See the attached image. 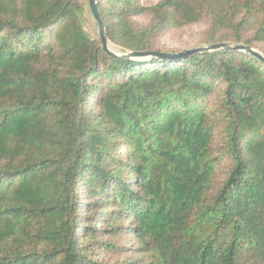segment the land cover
<instances>
[{"label": "trees", "instance_id": "trees-1", "mask_svg": "<svg viewBox=\"0 0 264 264\" xmlns=\"http://www.w3.org/2000/svg\"><path fill=\"white\" fill-rule=\"evenodd\" d=\"M96 10L121 53L199 25L264 56V0ZM82 13L0 0V264H264V63L114 58Z\"/></svg>", "mask_w": 264, "mask_h": 264}, {"label": "water", "instance_id": "water-1", "mask_svg": "<svg viewBox=\"0 0 264 264\" xmlns=\"http://www.w3.org/2000/svg\"><path fill=\"white\" fill-rule=\"evenodd\" d=\"M87 2H88L90 13L96 25L97 37L100 42L101 50L111 57L118 58V59H128V60H145V59H151V58L177 59V58H184V57H187L188 55L195 54V53L199 54V53H210V52H215V51H223V52L236 51V52L246 53L254 57L255 59L259 60L260 62L264 63V56H262L256 50L248 46L230 45L227 43L200 46L197 48L179 52L178 54H175V55H165L162 53H148V52L146 53H139V52L117 53L112 49V47L110 46L107 40V36H106L103 23L100 20L97 10H96V0H87Z\"/></svg>", "mask_w": 264, "mask_h": 264}, {"label": "rangeland", "instance_id": "rangeland-1", "mask_svg": "<svg viewBox=\"0 0 264 264\" xmlns=\"http://www.w3.org/2000/svg\"><path fill=\"white\" fill-rule=\"evenodd\" d=\"M160 0H141V3L145 6H150L156 4ZM80 5L82 6V20L84 23V27L87 33L89 34H97L96 25L90 13L87 0H79ZM205 32L204 26H193L190 28H184L178 31H172L165 34L160 40V46L166 50H174V51H185L188 49H193L200 47L198 44L202 39ZM112 49L121 53L118 49L112 46Z\"/></svg>", "mask_w": 264, "mask_h": 264}]
</instances>
